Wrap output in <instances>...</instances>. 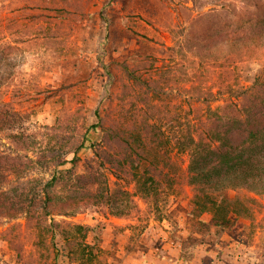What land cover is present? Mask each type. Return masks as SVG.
Listing matches in <instances>:
<instances>
[{
	"label": "rangeland",
	"instance_id": "obj_1",
	"mask_svg": "<svg viewBox=\"0 0 264 264\" xmlns=\"http://www.w3.org/2000/svg\"><path fill=\"white\" fill-rule=\"evenodd\" d=\"M257 1L0 0V111L9 121L0 131V264H264V170L250 186L220 190L192 183L190 171L196 148H219L238 131L239 112L264 102ZM99 57L114 76L110 92ZM85 132L92 140L69 182L99 167L104 201L79 200L47 220L34 207L17 213L18 195L2 201L10 184L20 194L50 179L49 160L72 158ZM236 138L238 152L255 147ZM96 148L140 153L156 184L147 190L113 164L100 168ZM43 151L51 157L40 160Z\"/></svg>",
	"mask_w": 264,
	"mask_h": 264
},
{
	"label": "trees",
	"instance_id": "obj_2",
	"mask_svg": "<svg viewBox=\"0 0 264 264\" xmlns=\"http://www.w3.org/2000/svg\"><path fill=\"white\" fill-rule=\"evenodd\" d=\"M255 3L257 4L259 2L255 0ZM258 6H260V4H258ZM99 61L108 76L106 91L110 92V87L114 82L113 73L109 70V66L104 63L101 57H99ZM259 85L264 86V83H259ZM257 95L258 93L256 96ZM239 113L245 115L244 117H240L241 119H237L238 125L235 129L238 131L233 130L232 134H230L231 137H225V142L219 148L209 147L206 149V147H202L200 149L192 145L197 151L200 150V152L197 153L196 151L194 153L191 160L190 171L192 183L202 185V187L212 186L220 190L227 186L239 187V184L244 183H247L246 186H250L251 182H253L252 180H263V175H260V178H258L255 174H262L264 170V144L259 141L264 130V127L261 126L264 122V102L257 100L253 107H248L244 113ZM6 114V112L0 111V131L7 128L6 125L9 121L5 119ZM235 121L236 119L234 122ZM100 124L101 123L98 122L91 126L93 133L98 132ZM243 134L246 136L244 140L253 142L255 147L250 151L245 148V150H239L238 152L236 136ZM91 140V134L85 132L80 143L78 142L77 145H73L72 149L69 150V152L73 154L72 158L67 159L66 157L56 156L49 160L55 168V172L50 179L42 181L40 185L36 187L30 185L24 187L20 194L18 193L19 186L10 184L8 188L10 192L3 193L4 198H2V201L5 200V202L12 203L14 201L12 196L17 197L18 195V202L20 204L16 208L17 213L19 210L26 208V206L29 208L28 211L32 212L30 209L34 207L37 211L38 218L46 220L49 215L54 214L56 210L60 212L59 214L64 215L75 212L76 209L74 205H76L79 200L82 202H89L93 199L92 202L94 204H99L101 201H104L106 197L105 191H107L105 187L106 180L99 174V167L94 168L89 166L91 170L87 171V173H79L76 175L75 184L71 185L69 182L71 181L69 178L72 177L71 171L80 160L79 151ZM109 142L110 141H107V144H110ZM134 154L135 153L131 152V149L129 150L127 148L122 153H119L117 150H115L114 153L106 151L101 152L99 148H96L95 152L96 159H101L100 168L105 167L107 164H113L119 170V174L120 172H124L125 175L133 177L136 182L143 186L142 188L150 190V186L154 185V183L156 184V178L149 173L152 172V167L149 165L145 168V172H142L141 166L143 165V161L141 159V154L136 153L140 155L138 159L133 158ZM50 157L49 151H43L40 160H47ZM66 165H70V168H67ZM50 166L51 164H45L46 168ZM18 174H20L18 176L22 178L27 172L24 169H19ZM65 177L68 179H65ZM4 181L5 177L0 175V184H3ZM8 184L9 182H7V186ZM56 187H60L61 190L65 192L63 197L67 199L66 201H64L62 196H60L59 200V198L54 195ZM118 215L123 216V214ZM45 226H47L46 228L49 231L51 230L54 233V227L59 226V222L52 219V223L49 225L45 224Z\"/></svg>",
	"mask_w": 264,
	"mask_h": 264
}]
</instances>
